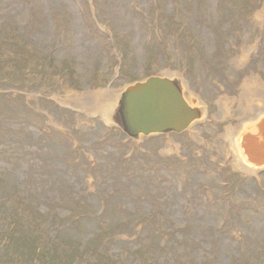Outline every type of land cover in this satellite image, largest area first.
Listing matches in <instances>:
<instances>
[{
  "label": "rangeland",
  "instance_id": "rangeland-1",
  "mask_svg": "<svg viewBox=\"0 0 264 264\" xmlns=\"http://www.w3.org/2000/svg\"><path fill=\"white\" fill-rule=\"evenodd\" d=\"M166 74L188 130L101 117ZM258 117L264 0H0V264H264Z\"/></svg>",
  "mask_w": 264,
  "mask_h": 264
},
{
  "label": "water",
  "instance_id": "water-1",
  "mask_svg": "<svg viewBox=\"0 0 264 264\" xmlns=\"http://www.w3.org/2000/svg\"><path fill=\"white\" fill-rule=\"evenodd\" d=\"M185 87L182 79H167L164 76H153L130 85L118 97L117 111L106 110L105 121L114 124L136 141L155 135L180 134L207 116L205 107H192L187 103ZM260 122L262 126L257 132L252 130L243 137L242 148L247 157L251 156L248 151L250 141L258 144L254 145L257 154L264 153V144L261 142L264 140V118ZM253 163L259 167L264 166V161L257 163V159Z\"/></svg>",
  "mask_w": 264,
  "mask_h": 264
},
{
  "label": "bare ground",
  "instance_id": "bare-ground-1",
  "mask_svg": "<svg viewBox=\"0 0 264 264\" xmlns=\"http://www.w3.org/2000/svg\"><path fill=\"white\" fill-rule=\"evenodd\" d=\"M164 77H166L167 79L169 78H171V79H176L175 77H176V75H172V74H166V75H163ZM163 76H161V77H163ZM174 76V77H173ZM173 77V78H172ZM145 81V80H144ZM143 82V81H142ZM119 96H121V94L120 95H118V97ZM117 97V98H118ZM193 99V98H192ZM117 100H114L113 101V99H110L109 100V102H108V105H107V112H111V111H113V112H115V111H117ZM106 112V110H103V112L101 113V117L103 116V117H105V113H107ZM258 120H256V121H254L253 120V122L251 123V125H250V128H251V131L253 130L254 132H257V129L258 128H260L261 126H262V124H261V117H258L257 118ZM256 129V130H255ZM261 142L264 144V140L262 139L261 140ZM254 145H257L258 146V144L257 143H255V142H253V141H250L249 142V153L251 154V156H250V158L251 159H253V160H256L257 159V163H260V162H263L264 161V153L263 154H257V150H256V148H255V146ZM242 147H244L243 146V144H242ZM243 157H244V159H243V164H245L244 165V169L245 170H247V171H249V172H255V170H257V167H252L251 168V165L250 164H248L247 163V156L244 154V155H242ZM254 163H256V162H254ZM248 165V166H247Z\"/></svg>",
  "mask_w": 264,
  "mask_h": 264
}]
</instances>
